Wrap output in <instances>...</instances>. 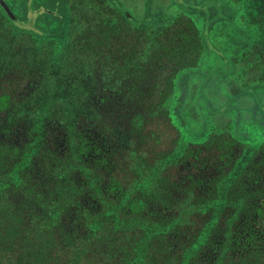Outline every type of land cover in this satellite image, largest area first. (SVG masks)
Returning <instances> with one entry per match:
<instances>
[{"label": "trees", "instance_id": "trees-1", "mask_svg": "<svg viewBox=\"0 0 264 264\" xmlns=\"http://www.w3.org/2000/svg\"><path fill=\"white\" fill-rule=\"evenodd\" d=\"M204 1L264 51V1ZM148 3L61 0L64 31L41 37L0 0V264H264V83L212 109L244 97L250 122L187 138L184 75L209 41Z\"/></svg>", "mask_w": 264, "mask_h": 264}, {"label": "rangeland", "instance_id": "rangeland-1", "mask_svg": "<svg viewBox=\"0 0 264 264\" xmlns=\"http://www.w3.org/2000/svg\"><path fill=\"white\" fill-rule=\"evenodd\" d=\"M17 1L20 4L18 16L32 31L41 37H48L49 34H62L64 31L61 26L63 25L62 20L64 22L67 19V14L61 9L66 8L64 5H61V0H45V2L40 4L36 2L37 0ZM154 1L155 11L158 12L156 16L158 20L163 18V16L172 15L173 13L189 14L196 20L201 31L204 33V42L209 41L208 44L206 43L207 53L202 66L200 65L193 70L186 71L184 75L186 86L188 87L187 94H189L187 98V102H189L187 114L189 122L191 123L188 124L189 129H184L186 137L191 140L195 139V132L201 120L202 123L208 127L214 122L220 127L225 126L224 128H226L230 126L232 124V122H230V116L232 118L238 110L242 111L241 114L243 117H241V119L243 122H250L248 118L250 113L248 111L246 112L248 115L247 117L244 112L247 110L248 105L251 106V103L244 97H239L237 99L238 103H230L229 106L235 105V109L232 108L230 112L223 113V115L218 114L213 116L214 111L212 109H216L219 101L226 99L224 88L227 91V87H233V89L236 90L235 94H237L238 88L248 87L247 91H249L251 95L256 94L257 90L254 86L255 79H262L264 83V51L261 53L260 49L258 50L257 47L242 44L243 39L238 31L233 30V26L229 21L222 22L216 16L214 17L218 19H213V16L208 17L204 12V10L208 8L205 5L202 6L204 10L200 7V5L205 4L206 1L199 2V7L196 5L197 0H187L188 2L185 0H181V2H178V0ZM167 1L169 3H167ZM261 1L263 2L264 0ZM112 2L121 9L130 10L135 17L140 16L138 0H112ZM23 6L25 8H23ZM49 19L55 22V26L50 24ZM229 56L235 59V66H237V70L239 71L236 77L229 81L228 78L226 79L223 77V81H221L220 78L216 76L217 74L215 72L211 78L213 79V84L208 88L205 82L209 80L205 79L204 76L209 74L212 70L218 69L220 74H225V76L228 77L231 76L234 64L228 60ZM223 69L226 73H223ZM263 83L260 81V84ZM207 103H209L210 109H208ZM262 104H264V99L262 100ZM237 107L244 110H240ZM225 115H228L226 119Z\"/></svg>", "mask_w": 264, "mask_h": 264}, {"label": "crops", "instance_id": "crops-1", "mask_svg": "<svg viewBox=\"0 0 264 264\" xmlns=\"http://www.w3.org/2000/svg\"><path fill=\"white\" fill-rule=\"evenodd\" d=\"M140 1V2H139ZM149 2V3H148ZM147 3L150 5V8H152V12L154 13V11H155V8H154V6H155V1L154 0H138V10H139V12H140V15H142V17H144L145 16V14H144V12H145V9H146V6H147ZM167 3H169L168 1H167ZM134 7V6H133ZM155 12H157V11H155ZM218 73H220V72H218ZM254 100H252V102H253Z\"/></svg>", "mask_w": 264, "mask_h": 264}]
</instances>
